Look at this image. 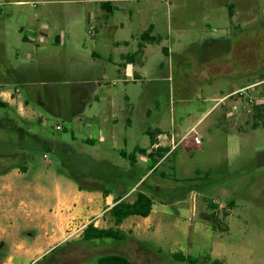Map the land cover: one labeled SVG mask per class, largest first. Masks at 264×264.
<instances>
[{
    "label": "rangeland",
    "instance_id": "rangeland-1",
    "mask_svg": "<svg viewBox=\"0 0 264 264\" xmlns=\"http://www.w3.org/2000/svg\"><path fill=\"white\" fill-rule=\"evenodd\" d=\"M104 1L112 6L111 12L103 7ZM231 5L237 8L234 19L229 17ZM152 24L153 34L163 39L162 46L173 52L176 67L172 79L152 82L159 74V65L165 62V69L168 67L166 52L155 43L148 52V73L143 81L136 85L117 82V64H123L122 55L138 53L142 35ZM254 29L264 33V0H0V49L7 50L9 57L15 60V51L28 33L33 31L39 38L44 35L41 32H46L44 44L31 43L26 50L33 53L39 45L38 56L45 63L46 58L54 60L53 56L58 55L72 68L95 62L101 77L108 76L109 82H117L116 87H111L118 92L112 97L116 110L124 103L125 87L134 91L137 106L127 144L123 142L124 133L114 137L115 123L105 122L111 114L110 99L101 103L94 100L86 107L83 115L88 120H99L98 125L86 132L88 121H67L53 116L62 112L59 107L35 102L31 106L36 116L25 118L21 116L20 104L0 106L1 124L14 120L23 131L34 136V140L25 139L22 144L25 158L20 167L1 177L8 183L23 177V182L28 183L29 190L23 193L22 182H16L21 193L15 195L14 203L25 193L35 199L36 187L52 189L56 180L94 187L99 166L82 154L129 167L131 164L122 158L121 151L130 155L137 147H145L149 139L145 130L162 128L170 133L173 129L185 136L214 105L213 99L250 84L229 76L213 77L209 83L205 72L192 71V61L197 62L207 52L210 54L214 48L209 41L225 39L226 31L234 39L240 33L250 35ZM55 35H63L62 44H51ZM94 53L99 57L95 58ZM246 55H250L249 50ZM187 79L191 84L187 96L181 99ZM26 98L22 92L19 102ZM233 99L226 102L225 111L217 109L195 133L188 134L147 179L141 189L153 197L154 210L148 219L132 217L136 219L125 222L127 242L73 245L53 264H83L87 259L107 254L123 255L135 264H212L214 261L264 264V123L254 129L252 118L246 114L241 115L240 121H234L235 116L229 115L230 109L235 110ZM226 115L229 120H224ZM6 135L0 132V140ZM89 137L95 139L94 144L86 143ZM195 137L201 139L200 144L195 143ZM53 144L57 145L55 151L51 149ZM16 152H22L19 146L0 143V153ZM137 157L139 170L134 172L135 179L129 180V188L154 165L147 156ZM169 165H174V169ZM191 178L192 185L178 182ZM187 188L194 190L184 197ZM134 199L132 193L128 200ZM44 200L40 194V201ZM230 202L234 207L228 205ZM1 222L7 229V235L2 237L4 241L0 242L2 254L8 255L23 241L33 243L36 229H25L16 213ZM100 225L111 226V222ZM81 226L78 224L74 232L56 236L52 246L79 241ZM174 255H181L191 263L178 261Z\"/></svg>",
    "mask_w": 264,
    "mask_h": 264
},
{
    "label": "crops",
    "instance_id": "crops-1",
    "mask_svg": "<svg viewBox=\"0 0 264 264\" xmlns=\"http://www.w3.org/2000/svg\"><path fill=\"white\" fill-rule=\"evenodd\" d=\"M236 16V5L229 6V17L234 19ZM151 26L154 30V25L152 24ZM226 32L227 35L229 32ZM41 33L47 35L46 32ZM44 35L37 38L33 31L28 33V36L23 38L22 45L15 51V60L9 57V52L7 50L0 49V101L8 107L20 104L19 110L21 112V116L25 118L36 116V111L31 106L32 103L35 102H38L41 106L59 107L62 109V112L59 114L54 113L53 116L60 117L67 121H88L85 125L86 128L84 129V132H86L88 128L95 127V125L99 124V120H88L83 115L86 107L94 100L101 103V101L110 99L111 102L109 112L111 114L109 118L105 119V122H108L109 120L113 121L116 125L114 129V137L118 138L119 135L124 133L123 142L124 144H127L128 129L133 128L135 124L137 109L134 102V91H131L129 87H125L123 91L124 103L121 105L120 110L117 111L116 105L112 101V97L117 96L118 92L117 90H113L111 87H116L117 82L125 84L134 83L136 85L138 81H143L145 75L148 73L147 62L150 54L148 52L151 45L155 43L142 40V44L138 45L139 51L137 54L133 52L132 54L122 55L124 61L123 64H117L118 80L117 82L111 83L108 80V76H100L98 68L94 64L95 62H88L81 68L79 66L78 68H72V66H68L69 64L63 63L62 60L58 58V55L53 56L54 60H51L52 57L50 59L46 58L45 63L43 59H41V56H38V50L41 49L39 45L34 48L33 53L26 50V47L31 43L37 44L39 41V43L44 44L46 41ZM151 36L156 37L153 32ZM53 38L54 41H51L53 46L62 44L63 35H55ZM158 38L159 41L156 43L160 45L163 52L164 50L166 51L168 67L165 69V62L159 65V69L157 70V73L159 74L152 79V82L156 83L170 81L176 67L173 62V52L171 48L169 49L162 46L163 39L161 36H158ZM93 56L95 58L99 57L96 53H94ZM42 61L44 65H41ZM213 65L214 67H219L222 66L223 63L215 62ZM222 75L223 74L221 73H214L211 77H208L209 79L207 82L210 83L212 82L213 77ZM190 84L191 83L189 81L186 87L182 88V94L180 95L181 99L187 96L186 94L188 93ZM11 86L14 87V90L8 89ZM245 88L247 87L244 86L240 89L232 90L229 94L223 96L222 98L213 99L214 105L204 113L202 118L198 120L193 128L185 133V136H181V134L177 133L173 129L169 133L162 128H150L145 130L144 133L147 135V131H159L160 134L157 135L155 144L158 142V137L163 135H169L176 137L177 139H182L188 134L195 133V129L201 125L205 119L211 117L217 109L225 111L228 106L226 102L231 99L228 97ZM22 92L26 93L27 98L24 102L20 103L19 101L21 100ZM232 102L236 105L235 100ZM229 115H226L224 120H229ZM240 117L241 115H237L232 118H234V121H240ZM120 118L122 119V122ZM40 121L42 122V120ZM222 130L226 134H231L228 129ZM148 138L149 139L146 142L145 147H137L136 149H145L148 153H151V149L155 144L152 145L149 136ZM86 143L94 144L95 139L89 137L87 138ZM64 146L69 148L68 145ZM116 147L117 142L114 141L113 148ZM56 148L57 145L53 144L51 149L55 151ZM124 154L128 155L126 151L122 150L121 156ZM81 156L90 160H95L96 164L99 166L95 177L98 181L93 190H80L79 184L77 183L56 180L52 189H40L36 187L35 199L32 196L28 197L25 193L23 196L24 198L22 197L19 199L18 203L15 204V195L21 193V191L17 188L16 182H22L21 185L23 193L29 190L28 183L26 181L23 182V177H19L15 181H10V183H8V181H2L3 178H0V182H3V184L0 183V242H3L4 240H2V237L7 235V229L1 222V219H7L10 214L13 215L16 213L18 220L23 223L25 229H31L33 227L37 231V234L33 239V243L28 244L25 241L18 243L12 248V251H10L8 255L2 254L0 251V264L37 263L52 249L61 245L57 244L52 246L55 242L54 238L56 236H62L66 233L68 234L69 231L74 232L78 224H82L80 227L82 234L84 229L90 223H93L98 228H115V225L111 221L107 212L121 197L122 200L130 202L128 198L132 195V193H135L136 199L139 186L144 181L146 182L152 174L151 172L145 173L129 188L127 187L129 180H134V172L136 169L139 170L137 168L138 157L136 165H130L128 167L127 164H123L121 166L106 159L97 160L94 156H88L85 154H82ZM144 157H146V155H144ZM122 158L127 160L123 156ZM104 185H111L112 187H104ZM104 191H106L107 194H104ZM40 194L41 197L45 199L44 201H40ZM135 199L130 203L134 202ZM136 218L130 217L125 222H131ZM108 220H110L111 226L100 225L104 221L107 222ZM125 222L120 227L122 230ZM0 247L3 246L0 244Z\"/></svg>",
    "mask_w": 264,
    "mask_h": 264
},
{
    "label": "trees",
    "instance_id": "trees-1",
    "mask_svg": "<svg viewBox=\"0 0 264 264\" xmlns=\"http://www.w3.org/2000/svg\"><path fill=\"white\" fill-rule=\"evenodd\" d=\"M103 7L108 11H112V6L108 2L103 3ZM153 32V27L150 26V28L144 32L142 35L143 41H150L152 43H156L159 41L158 37H152L151 34ZM164 52H166L164 50ZM0 106H7L3 104L0 101ZM251 120H253L252 127L255 129L259 127L260 123H264V109H256L254 114L251 116ZM160 134L159 131H147V135L150 137L152 145L156 142L157 135ZM169 149L167 148H159L157 150H153L151 153H148L147 150L138 148L135 152H133L130 155H122L124 158L128 159L131 165L135 166L137 163V155L142 154L146 155L151 162L154 164L149 168V172L153 173L155 170H157V166L159 162L164 158V156L168 153ZM170 161V160H169ZM174 163V162H172ZM157 167V168H156ZM170 168L174 169V165H169ZM199 174V173H198ZM163 178H166V174L161 172L160 174ZM209 173L207 174V176ZM178 182H182L187 184L194 183V179H185L183 181L178 180ZM144 184L146 182L144 181L140 186L137 194L136 199L134 202L130 203L127 201L122 200V197L119 198L115 205L107 212L111 221L114 223L115 228H98L93 223H90L87 225V227L84 229L82 238L79 241H76L74 243L66 242L64 244H61L54 249H52L48 254L43 256V258L38 261L35 264H53L55 261L60 259L62 256H64L73 245H89L92 243L97 242H114V243H125L129 240V236L120 228L122 224L130 217H140V218H148L153 210L154 206V200L153 197L148 195L146 192H144L141 188H143ZM197 187V186H195ZM80 190L85 189H94L95 187H88L83 183L79 184ZM193 188H187L185 195L189 192H192ZM104 194H107L106 191H104ZM211 207H214L213 204H209ZM230 207H234V203L230 202L228 204ZM227 215V214H225ZM175 258L178 261L181 262H190L191 261L187 258H184L181 255H174ZM193 263V262H192ZM83 264H135L133 261H131L129 258L120 255V254H107V255H101L94 259H87ZM212 264H220L218 261H214Z\"/></svg>",
    "mask_w": 264,
    "mask_h": 264
},
{
    "label": "flooded vegetation",
    "instance_id": "flooded-vegetation-1",
    "mask_svg": "<svg viewBox=\"0 0 264 264\" xmlns=\"http://www.w3.org/2000/svg\"><path fill=\"white\" fill-rule=\"evenodd\" d=\"M261 29V28H260ZM254 29L252 34L240 33L236 38H230L228 33L225 39L209 41L214 49L199 57L197 62L192 61V71L205 72L209 77L214 73H221L222 76H229L244 79L254 89L264 92V42L261 30ZM250 55H246V51ZM221 62L222 66H215L213 63ZM219 69V71H218ZM194 76V75H193ZM197 78V75H196ZM185 87L188 79L184 81ZM245 88V89H247ZM6 107V106H3ZM0 132L7 134L0 143H13L20 147V153H0V178L9 171L18 169L19 164L24 161L25 153L22 145L25 139L34 140V136L23 131L14 120H6L0 123ZM52 148V146H51Z\"/></svg>",
    "mask_w": 264,
    "mask_h": 264
},
{
    "label": "built area",
    "instance_id": "built-area-1",
    "mask_svg": "<svg viewBox=\"0 0 264 264\" xmlns=\"http://www.w3.org/2000/svg\"><path fill=\"white\" fill-rule=\"evenodd\" d=\"M35 6V5H34ZM91 31V30H90ZM228 98H234L236 105L235 110L230 109V115L231 116H237V115H243L246 114L248 116H252L256 109L263 110L264 109V92H260L254 87H250L247 89H243L240 91L235 92L234 94L230 95ZM243 105H239L240 102ZM58 130L61 129V127H57ZM185 139L182 138L178 141L176 137L169 136V135H163L158 137V142L152 147L151 152L154 150H157L159 148H167L169 149L168 153L164 156V158L159 162L158 165H160L162 162H164L171 154H173L179 143ZM196 144L201 143V139L199 137L194 138ZM46 158V156H45Z\"/></svg>",
    "mask_w": 264,
    "mask_h": 264
}]
</instances>
